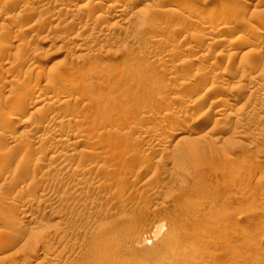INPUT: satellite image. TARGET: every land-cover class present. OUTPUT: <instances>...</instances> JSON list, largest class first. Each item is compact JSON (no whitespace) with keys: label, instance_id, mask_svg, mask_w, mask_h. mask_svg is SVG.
Masks as SVG:
<instances>
[{"label":"rangeland","instance_id":"374dc122","mask_svg":"<svg viewBox=\"0 0 264 264\" xmlns=\"http://www.w3.org/2000/svg\"><path fill=\"white\" fill-rule=\"evenodd\" d=\"M112 4L0 0V264H264V0Z\"/></svg>","mask_w":264,"mask_h":264},{"label":"bare ground","instance_id":"6f19581e","mask_svg":"<svg viewBox=\"0 0 264 264\" xmlns=\"http://www.w3.org/2000/svg\"><path fill=\"white\" fill-rule=\"evenodd\" d=\"M35 1V0H34ZM91 1V0H90ZM124 1V5H125V2L127 1V0H123ZM11 3V2H10ZM115 3V2H114ZM117 4V3H116ZM111 5L112 7H110L112 10H111V12H113L116 16L118 15L119 17L121 16V15H123V14H125V12L127 11L126 10V8L124 7V5ZM90 5V4H89ZM127 5V4H126ZM125 5V6H126ZM84 6H85V4H84ZM238 6H240V5H238ZM127 7V6H126ZM179 7L180 8H183V7H185V3H179ZM241 7V6H240ZM27 8V7H26ZM62 11V10H61ZM69 11V10H68ZM201 11V10H200ZM205 12H207L208 13V15H211L212 17L214 16H216V11H212V10H206ZM201 13V12H200ZM217 13H219V12H217ZM100 15V14H99ZM114 15V16H115ZM199 15V14H198ZM218 15V14H217ZM220 15V14H219ZM105 16V15H104ZM222 16V15H221ZM101 17H103V15L101 16ZM201 17V16H200ZM213 17V18H214ZM211 19V18H210ZM215 19V18H214ZM217 19V18H216ZM227 20V19H226ZM211 21V20H210ZM220 21H222L221 19H220ZM225 21V20H224ZM217 22V21H216ZM227 22V21H226ZM212 23V22H211ZM219 23V22H218ZM222 23H225V22H223L222 21ZM206 24V23H205ZM34 25V24H33ZM204 25V24H203ZM215 25V24H214ZM213 25V26H214ZM219 25H220V23H219ZM222 25H224V24H221V27H222ZM36 26V25H35ZM202 26V25H201ZM216 26V25H215ZM203 27V26H202ZM210 27H212L211 25H210ZM219 27V26H218ZM226 27V26H225ZM204 28V27H203ZM213 28V27H212ZM223 28V27H222ZM246 28V27H245ZM216 29V28H215ZM218 29H220V28H217L216 30H218ZM247 29V28H246ZM31 30V29H30ZM202 30V29H201ZM200 30V31H201ZM233 31V32H232ZM247 31H248V29H247ZM198 32V31H197ZM220 32V31H219ZM230 33V35L232 34V36L234 35V30H231V32H229ZM18 37V36H17ZM8 40H10V39H8ZM13 40V39H12ZM17 40V39H16ZM259 40H261V39H259ZM255 42V41H254ZM253 42V43H254ZM261 41H259V43H260ZM6 44V43H5ZM240 45H239V47L237 48V51H235V52H233V54H232V56H230V57H228L227 58V60H226V62H225V65L226 64H230V63H232L233 64V62L232 61H234V58H236L237 56H238V54H240V52H242L243 50H245V49H248V47L251 45V42H247V41H243L242 43H239ZM1 45V44H0ZM22 46V45H21ZM234 46V45H233ZM4 46H2V48L0 47V59L2 58V57H4L3 55H4V53L6 52L5 50H4V48H3ZM8 48V47H7ZM211 48V47H210ZM210 50V49H209ZM214 50H215V48H214ZM210 52V51H209ZM245 53H247V52H245ZM243 54H244V52H243ZM242 54V55H243ZM171 55V54H170ZM170 55L168 54V56L170 57ZM231 55V54H230ZM32 57H34V56H32ZM167 57V56H166ZM16 58V57H15ZM27 59V58H26ZM171 59V58H170ZM30 60V59H29ZM167 60V59H166ZM9 61H10V59H9ZM38 61H36V60H30V64H32V65H36V63H37ZM8 63V62H7ZM27 63V62H26ZM231 64V65H232ZM12 65V64H11ZM23 65H25V64H23ZM3 67V66H2ZM29 67V66H28ZM217 68V67H216ZM221 68V67H220ZM220 68H218V69H220ZM10 69V68H9ZM36 69V68H35ZM13 73V72H12ZM29 73V72H28ZM43 74V73H42ZM11 75V74H10ZM47 75V74H46ZM48 76V75H47ZM16 77V76H15ZM41 78H39L38 79V77H33L30 81V83L31 84H33V86L34 85H41V83H43V82H49V80H48V78L45 76L44 78H43V76H40ZM12 78V77H11ZM23 82H24V80H23ZM69 82V81H68ZM20 83H21V81H20ZM24 85V84H23ZM22 84H21V86H23ZM70 85V84H69ZM25 86V85H24ZM49 86H50V84H49ZM48 86V87H49ZM34 87H37V86H34ZM51 87V86H50ZM218 88H220V86L218 87ZM26 89H27V87H26ZM69 89V88H68ZM61 90V91H56L55 93L56 94H54V96H53V100L51 101V102H49L51 105H53V107H58V105L60 104H65V103H69V102H71V99H72V97L75 95L74 93H75V89H73L72 87L69 89V90ZM27 92V91H26ZM53 93V92H52ZM51 94V90H48V89H45V88H41V89H39V95H37L36 94V97H38L40 100L43 98V97H45V96H49ZM197 94H199V92L197 91L196 92V95ZM7 96V95H6ZM6 96H0V103L2 102H4L6 99H7V97ZM197 97V96H196ZM221 97L222 96H220V98H219V103H218V105L221 103H223L224 104V100L226 99H224L223 100V98L221 99ZM47 100H48V98H46ZM26 100H27V97H24V98H19L16 102H13V104H11L12 105V113H11V115L9 116L10 117V120L9 121H11V123H12V121L13 122H15L14 120H16V119H19V118H23L22 117V113H21V109H19L20 108V105H22V104H24L25 102H26ZM37 100V99H36ZM35 100V101H36ZM38 101V100H37ZM50 101V100H49ZM227 101V100H226ZM39 102V101H38ZM1 103V104H2ZM46 103V102H45ZM48 103V104H49ZM216 103H217V101H216ZM227 103V102H226ZM60 105H59V107H60ZM32 106V105H31ZM43 106V105H42ZM41 106V107H42ZM228 106V105H227ZM23 107V106H22ZM21 107V108H22ZM29 107V106H28ZM40 107V108H41ZM48 107H49V105H48ZM223 107V106H222ZM29 108H32V107H29ZM39 108V107H38ZM37 108V109H38ZM43 109V108H42ZM46 109V108H45ZM53 109V108H52ZM219 109V108H218ZM28 110V109H27ZM38 111H40V110H38ZM221 111V110H220ZM219 111V112H220ZM24 112V111H23ZM33 112H35V111H33ZM219 114V113H218ZM59 116V115H58ZM55 118V117H54ZM57 118V117H56ZM56 118H55V120H56ZM30 120V119H29ZM60 120V119H59ZM52 121H54V120H52ZM23 122L24 123H27V121L26 120H23ZM56 122H58V121H56ZM60 122H61V120H60ZM63 122V121H62ZM16 123V122H15ZM18 123V122H17ZM51 123V122H50ZM63 124V123H62ZM65 124V123H64ZM57 125V124H56ZM59 125H60V123H59ZM58 126V125H57ZM202 131H204L203 129L201 130H196L195 128H191V130H189V132H187V130L186 131H183L181 134H187V135H191V134H193V135H200L201 133H202ZM59 132V131H58ZM52 134V133H51ZM202 135V134H201ZM200 135V136H201ZM46 136H48V135H46ZM52 137V136H51ZM187 137V136H186ZM197 137V136H196ZM41 138V137H40ZM47 138V137H46ZM49 138V137H48ZM54 138L57 140H61V135L60 134H57V135H54ZM42 139V138H41ZM55 140V141H56ZM38 141H39V138H38ZM42 141V140H41ZM40 141V142H41ZM63 141V140H62ZM57 143V142H56ZM61 144V143H60ZM56 150V149H55ZM57 156V155H56ZM5 166V165H4ZM64 166V165H63ZM1 172H3V171H1ZM0 172V173H1ZM2 174V173H1ZM0 174V176L2 177V175ZM4 176V175H3ZM0 177V178H1ZM2 179V178H1ZM80 183V182H79ZM50 196V195H49ZM54 198V197H53ZM55 199V198H54ZM50 200V199H49ZM1 222V221H0ZM14 239L13 240H16L17 242L18 241H20V235H19V233L18 234H16V235H14ZM21 240H23V239H21ZM20 242H22V241H20ZM16 243V242H15ZM14 243V244H15ZM41 246H43V245H41ZM44 248V247H43Z\"/></svg>","mask_w":264,"mask_h":264}]
</instances>
